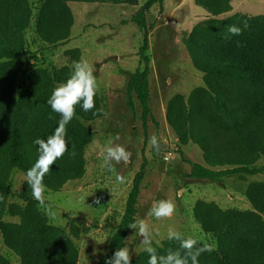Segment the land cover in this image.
Instances as JSON below:
<instances>
[{
	"label": "trees",
	"instance_id": "16d2710c",
	"mask_svg": "<svg viewBox=\"0 0 264 264\" xmlns=\"http://www.w3.org/2000/svg\"><path fill=\"white\" fill-rule=\"evenodd\" d=\"M69 1L99 0H0V233L18 264L79 261L75 241L80 235L78 218L65 215L67 227L52 224L38 207L27 182L19 193L12 188L13 172L26 176L38 159L34 140H47L58 127L61 115L47 101L72 72L67 67L44 66L26 34L32 29L33 44L38 41L45 47L66 43L74 23ZM163 1L148 0L134 17L144 36L139 48L141 66L129 74L127 94L132 111L138 102L144 122L154 118L145 15ZM233 1L195 0L209 16L192 28L184 43L194 68L203 76L204 87L175 97L167 108L168 121L179 141L178 150L183 154L182 148L191 144L202 153L203 161L191 163L187 176L217 184L226 178L264 173V166L258 165L264 159V15H230ZM243 21L248 22V28L243 27ZM228 25L241 27L242 34H228L230 38L226 39ZM202 94L207 100L200 99ZM94 102L95 107L87 112L83 101L75 106V115L66 125L68 150L44 177L46 190L59 192L67 183L85 176L86 150L95 136L90 124L103 116L93 115L102 107L98 93ZM161 157L162 153L157 157L154 152L155 159ZM144 170L142 167L133 180L107 253L95 264H105L118 248L126 246L125 239L132 229L129 225L136 222ZM243 195L253 210L223 209L204 200L194 204L193 218L214 248L199 256V264H264V184L248 185ZM153 247L158 255H166L168 249L180 250L183 255L175 240L166 238ZM148 260V253L141 251L131 264H148ZM0 264L14 263L0 254Z\"/></svg>",
	"mask_w": 264,
	"mask_h": 264
},
{
	"label": "rangeland",
	"instance_id": "374dc122",
	"mask_svg": "<svg viewBox=\"0 0 264 264\" xmlns=\"http://www.w3.org/2000/svg\"><path fill=\"white\" fill-rule=\"evenodd\" d=\"M147 1H69L73 27L68 41L57 47H45L38 41L35 46L32 29L26 34L32 49H38L36 57L44 66L67 67L73 72V61H79L81 57L86 59L94 69L99 87L97 93L107 113L90 124L95 136L86 150L85 176L67 183L59 192L46 190L44 193L46 203L58 213L57 220H49L52 224L67 227L65 215L78 218L77 264H95L107 253L110 238L125 212L133 180L142 167L145 170L136 222L145 220L152 229L159 228L161 235L154 238L153 246L167 238L169 226L186 237L191 235L209 243V236L193 218L194 204L204 200L213 201L223 209L253 210L243 191L248 185L264 184V173L247 178H226L218 184L187 176L192 169L191 163L203 161L202 153L191 144L182 148L183 154L178 150L179 141L168 121L167 108L175 97L187 96L195 88L204 87L203 76L194 68L184 43L192 28L209 16L195 0H164L146 13L151 60L150 104L154 118L144 122L136 100L135 109L131 110L127 83L129 74L141 66L139 48L144 36L134 17ZM231 5L230 15H264V0H234ZM200 99L207 100L203 94ZM152 136L165 144L160 152L161 158H154V145L150 143ZM109 142L132 152L128 164L115 165L116 172L125 177L124 183L117 182L115 175L103 164V152ZM258 165L264 166V159ZM26 182L22 173L13 172L15 193L21 192ZM161 199L173 200L176 205L173 216L162 220L148 216L152 204ZM137 231L131 229L125 239L131 261L144 251L139 246L143 238L136 235ZM0 254L18 264L16 255L3 243L1 233Z\"/></svg>",
	"mask_w": 264,
	"mask_h": 264
},
{
	"label": "clouds",
	"instance_id": "9594fccd",
	"mask_svg": "<svg viewBox=\"0 0 264 264\" xmlns=\"http://www.w3.org/2000/svg\"><path fill=\"white\" fill-rule=\"evenodd\" d=\"M243 27H249L247 21H243ZM243 29L236 25H228L226 28L225 38L230 35H240ZM230 34V35H228ZM73 72L65 83L59 84L52 92L47 103L51 109L61 115L58 127L54 134L47 137V140L37 138L34 144L38 145L39 156L34 165L26 172L25 179L31 189L33 198L38 202V207L44 211L49 220H57L58 213L52 209V206L46 203L44 177L49 172L56 160L62 157L68 150L66 142V125L73 119L75 115V106L83 101L82 107L85 112L95 107L94 97L99 91L97 79L94 76L92 65L83 57L79 61H73ZM104 112L101 107L93 115H100ZM116 139H119L117 136ZM150 143L156 148L158 141L156 136H152ZM132 152L127 150L120 144L109 142L103 152V164L107 170L113 173L117 182L124 183L125 177L116 172V164H128L131 161ZM115 162V164L113 163ZM99 200L96 201L99 204ZM176 210V205L171 199H161L154 202L150 207L147 215L157 220L170 218ZM129 228L137 229L136 235L142 237L140 247L149 255L148 264H199V256L204 252L214 250L213 246L202 239L193 236H185L176 228L169 226L167 230V239L178 241L180 250L173 251L168 249L166 255H158L157 249L153 247V240L160 237L159 228L152 229L145 220H139L131 223ZM105 264H131V255L127 246L118 248L111 258H108Z\"/></svg>",
	"mask_w": 264,
	"mask_h": 264
},
{
	"label": "water",
	"instance_id": "95a60500",
	"mask_svg": "<svg viewBox=\"0 0 264 264\" xmlns=\"http://www.w3.org/2000/svg\"><path fill=\"white\" fill-rule=\"evenodd\" d=\"M164 145L165 144L163 142H158V147L156 148L154 146V152L157 157L160 155L161 149L164 147Z\"/></svg>",
	"mask_w": 264,
	"mask_h": 264
},
{
	"label": "built area",
	"instance_id": "2783aa9c",
	"mask_svg": "<svg viewBox=\"0 0 264 264\" xmlns=\"http://www.w3.org/2000/svg\"><path fill=\"white\" fill-rule=\"evenodd\" d=\"M165 159H167V160H168V158H167V157H165Z\"/></svg>",
	"mask_w": 264,
	"mask_h": 264
}]
</instances>
